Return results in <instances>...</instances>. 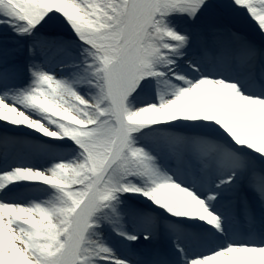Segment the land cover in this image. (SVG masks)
<instances>
[{
  "label": "snow or ice",
  "instance_id": "6c2138e0",
  "mask_svg": "<svg viewBox=\"0 0 264 264\" xmlns=\"http://www.w3.org/2000/svg\"><path fill=\"white\" fill-rule=\"evenodd\" d=\"M0 264H264V0H0Z\"/></svg>",
  "mask_w": 264,
  "mask_h": 264
}]
</instances>
